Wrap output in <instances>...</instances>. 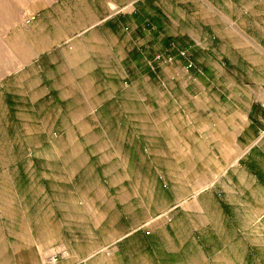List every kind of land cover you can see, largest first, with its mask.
<instances>
[{
  "label": "crops",
  "instance_id": "crops-1",
  "mask_svg": "<svg viewBox=\"0 0 264 264\" xmlns=\"http://www.w3.org/2000/svg\"><path fill=\"white\" fill-rule=\"evenodd\" d=\"M22 2L0 1V264H264V0ZM172 46L202 72L154 63Z\"/></svg>",
  "mask_w": 264,
  "mask_h": 264
},
{
  "label": "rangeland",
  "instance_id": "rangeland-1",
  "mask_svg": "<svg viewBox=\"0 0 264 264\" xmlns=\"http://www.w3.org/2000/svg\"><path fill=\"white\" fill-rule=\"evenodd\" d=\"M0 1H2V2H4L5 4H8V5H6V7H7V9H13L14 7H15V5L16 4H20V2H22L21 4H23V5H25L26 3H27V0H21V1H19V0H0ZM173 50H177L176 48H175V46L173 47H171L170 49H168V50H166V51H164V52H162V53H158L157 55H159V54H165V55H170V56H172L173 58H174V61L173 62H171V63H166V62H163V61H160V60H156V57H157V55L155 56V58H154V63H157V64H165V65H170V64H173V63H175L176 61H177V59H184L185 61H186V70L187 71H191V70H193V69H195L197 72H199V73H201L202 72V70L195 64V62L190 58V56H189V54H188V52L186 51V50H177L178 51V53H177V55H175L174 54V52H173ZM182 52H186L187 53V55L186 56H182L181 55V53ZM190 64H193V69H188L187 67H188V65H190ZM150 67L155 71V73H158V71H157V66L156 65H154L152 62H151V64H150ZM263 106H264V104H263ZM10 146H6V149H8ZM24 147V146H23ZM27 147V150H21V148H19V151H21L22 153H24V152H26V151H28L29 152V149H30V146H26ZM18 150L16 151V152H19ZM9 155L8 154H6V157H8ZM24 162L25 161H22L21 163L23 164V166H24ZM17 162H15V161H13V160H7V161H3V160H0V166H2L3 164H6V165H10L9 167H15ZM25 166L26 167H28L29 166V164L28 165H26V163H25ZM45 262V261H44ZM44 264H46V263H44Z\"/></svg>",
  "mask_w": 264,
  "mask_h": 264
},
{
  "label": "built area",
  "instance_id": "built-area-1",
  "mask_svg": "<svg viewBox=\"0 0 264 264\" xmlns=\"http://www.w3.org/2000/svg\"><path fill=\"white\" fill-rule=\"evenodd\" d=\"M35 18L31 17L29 20H27V23H30L31 21H34ZM182 56H186V52L181 53ZM156 60H160L166 63H171L174 61V58L170 55H165V54H159L156 57ZM188 69H193V64L188 65ZM69 254L66 250H60L56 252L54 255L46 256L45 257V263L46 264H57L59 261L60 257H67Z\"/></svg>",
  "mask_w": 264,
  "mask_h": 264
}]
</instances>
